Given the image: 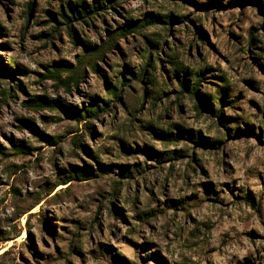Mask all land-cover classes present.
I'll use <instances>...</instances> for the list:
<instances>
[{
    "label": "rangeland",
    "instance_id": "1",
    "mask_svg": "<svg viewBox=\"0 0 264 264\" xmlns=\"http://www.w3.org/2000/svg\"><path fill=\"white\" fill-rule=\"evenodd\" d=\"M102 1L0 0V264H264V0Z\"/></svg>",
    "mask_w": 264,
    "mask_h": 264
},
{
    "label": "trees",
    "instance_id": "2",
    "mask_svg": "<svg viewBox=\"0 0 264 264\" xmlns=\"http://www.w3.org/2000/svg\"><path fill=\"white\" fill-rule=\"evenodd\" d=\"M106 2L107 4H105ZM114 0H104L102 2H98L93 4L91 7L89 6H78L76 9H70V15L64 14L62 17L63 19L66 20L67 26L70 27L73 23L75 22H82V23H87L88 20L93 18L94 16L98 15L99 12H107L110 9H113L114 7ZM32 11V7L29 6V12ZM72 17V18H71ZM73 19V20H72ZM147 23L150 21L146 20ZM143 26L139 24H133L129 25L126 28H121L119 31L115 33H111L110 38H108L102 45L98 46L97 48H87L86 54L84 57H81L78 59L77 64L78 67L75 70H69L63 67L57 68L54 72L51 73L52 77L58 80H61V74L62 73H68L69 74V81H62L63 84L66 86H71L72 84L76 85L78 84L79 80L82 79L83 77V66L87 63L91 64L92 69L94 71H97L96 64L97 60L103 59L104 55L107 52H112L114 47H116L117 40L119 38H126L128 35H131L133 33H138L140 32L139 30ZM256 42L255 35L253 34L250 40V45H254ZM150 43L153 46H158L156 43L150 41ZM151 53L148 54L146 62L144 63L143 69H141V72L145 75V79L148 80L149 83L153 82L152 75L149 73L150 69L154 68V61L151 59ZM91 62V63H90ZM129 73L137 78V75L133 71H129ZM127 75H122L121 79L119 80L120 82V87L118 85H115L111 89L108 90V95H111L114 100L118 99L121 91L123 88H127L130 84V80L127 78ZM204 79V76H201L198 79L197 85L194 87H190L189 83L185 80L181 82V87L184 90H187L191 95L195 97H200L199 92H198V86L200 82H202ZM220 101V100H219ZM223 101V100H222ZM45 106H50L46 105L43 99H40L39 102H34L29 105V107H40L43 108ZM59 105L56 104V106L53 107H58ZM105 106V108H103ZM111 108V103L110 101L108 102H103V105H100L99 103H91L88 107L83 108V111L81 112H76L74 114L75 118L78 121L81 120H87V119H95L98 118L102 113L107 112ZM86 174V171H81L80 173H77L76 176L83 177ZM243 200L251 206L255 211L261 212V207L259 203L253 198L252 194H247Z\"/></svg>",
    "mask_w": 264,
    "mask_h": 264
}]
</instances>
